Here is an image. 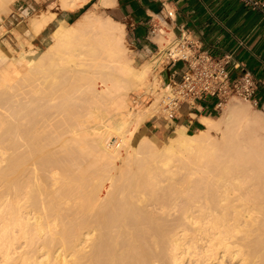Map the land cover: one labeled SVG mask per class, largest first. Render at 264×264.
<instances>
[{"label":"bare ground","instance_id":"bare-ground-1","mask_svg":"<svg viewBox=\"0 0 264 264\" xmlns=\"http://www.w3.org/2000/svg\"><path fill=\"white\" fill-rule=\"evenodd\" d=\"M115 4L98 0L57 23L46 49L19 53L34 86L0 85V264H264V114L231 103L202 131L132 145L156 102L123 132L125 96L152 86L159 58L131 65L123 26L99 13ZM11 62L1 51L0 70Z\"/></svg>","mask_w":264,"mask_h":264},{"label":"crops","instance_id":"crops-1","mask_svg":"<svg viewBox=\"0 0 264 264\" xmlns=\"http://www.w3.org/2000/svg\"><path fill=\"white\" fill-rule=\"evenodd\" d=\"M97 1L88 0L73 10L62 9L61 21L58 23L69 25L66 23L76 20ZM84 6L87 7L80 12ZM25 9H30V6L25 5ZM106 9L115 11L127 30L133 49L141 59H154L153 54L161 49L154 39L162 35L157 32L162 26L167 28L171 38L185 32L211 54L231 55L228 69L232 76L238 75L240 71L233 64H239L255 77L257 88L254 105L264 114V16L259 12L250 10L237 0H116L114 7ZM166 12H172V16H167ZM0 28L6 32V37L0 38V42L13 41V38L17 40V35H21L24 29L13 15L3 20ZM24 30L30 34H26L27 37L35 35L32 39L42 32L33 34L30 25ZM159 67L166 80L173 70L179 78L182 63ZM182 112L181 116L169 119L151 116L145 120V125L158 133L166 130L173 132L177 125L186 126L188 131L201 126L202 117H212L214 113L210 100L202 102V107L193 111L182 108Z\"/></svg>","mask_w":264,"mask_h":264},{"label":"rangeland","instance_id":"rangeland-1","mask_svg":"<svg viewBox=\"0 0 264 264\" xmlns=\"http://www.w3.org/2000/svg\"><path fill=\"white\" fill-rule=\"evenodd\" d=\"M57 0H15L14 2H11L7 5V7H3L0 9V23L2 22V20H4L5 18H9L11 17V14L18 17V14H21L22 17H18L17 18V22L20 25H23L24 29L29 27V23L32 21V19H34L37 15H46L45 17L47 18L48 16L51 17V21L49 19V23L47 22V25L45 24L44 27L42 28V30H40V32H38V37L35 39H32L33 37H27L26 33L24 32L25 30L23 29L22 34L21 35H17V40L13 38V41L9 40H3L2 42H0V50L2 51V53L7 57V59L10 61H12L11 63L14 64V66H16V70L19 69L20 65L22 64L21 60L19 59L18 55L20 52L24 51V52H28V51H32V52H39L42 51L44 49L47 48L48 44L51 42L52 38H51V32L52 30L56 27L57 23L61 20V13L63 12L62 9H60ZM25 5H29L30 9H25ZM92 6H89L88 8H86L87 10L89 8H91ZM23 9H25L23 11ZM42 13V14H41ZM51 13H55L53 15L52 18V14ZM84 13V12H83ZM99 13L102 14L106 17H110L113 21H116L117 23H119L120 25L123 26V29L125 31V36H124V41H125V56L126 58L128 57L129 61H131V65L134 66V68L138 69L140 68L143 64L146 63V61L149 63H151L153 61L152 59H141L138 57L137 53L135 52V50L133 49L128 36H127V30L124 27L123 24H121L122 22L118 19L117 14L115 13V11L113 9H106V8H101V10H99ZM51 14V15H50ZM79 17V16H78ZM77 17V18H78ZM22 19V20H21ZM75 20V19H74ZM74 20H70L71 22H68L66 24H70L72 23ZM162 31L163 34L159 35L157 38H155L154 40L157 41V43L160 45L161 48H164L169 41L171 40V36L168 35V30L165 26H162ZM3 33V29L0 28V34ZM22 42V43H21ZM23 49V50H22ZM0 51V52H1ZM153 57H155V54H153ZM145 62V63H144ZM152 65V64H151ZM149 64V84L151 82L150 88L144 89L139 88L136 91H128L127 96H125V104H126V108L127 110L131 109L130 113L129 111L126 112L125 108L124 110H122L125 114H127V119H125L124 124L121 126V130L123 128V132H126L124 130L127 129V124L130 123V120L132 119L133 115L137 112V111H141L145 108H148L149 105L155 100V109L141 122L140 126L138 127V129L136 130V132H134V134L132 135V145H136V143L138 142V140L143 137V136H147L156 146L161 147L167 140L169 137L173 136L174 131L173 132H169V131H164V132H159L156 130H149L146 125H145V120L148 119L151 116H160L159 112H158V91H161V86L163 84H165L166 79L165 76L163 74L162 71L159 72L160 67L157 68L156 71L153 72V67ZM14 69L8 70V69H4V70H0L1 74H0V85H5V84H9V85H13L14 89L17 90H27L30 85H35L36 80L38 78V74L33 70V69H25V70H17L16 72H13ZM155 77V78H154ZM154 79V80H153ZM157 80V81H156ZM148 81V78H147ZM153 82V83H152ZM155 86V87H154ZM154 90V92H152L151 90ZM147 91V92H146ZM153 93V94H152ZM231 103H238L240 104L242 107L247 108V110L251 111V112H258L261 113L260 110L257 109V107L250 101L247 100H243L237 97H232L228 100V102L222 107L221 110H219L218 112L213 113L211 116L209 117V119L213 120V121H217L219 118L223 116H225L227 114L226 110L228 109V106ZM244 108V109H245ZM136 111V112H135ZM135 112V113H134ZM129 113V115H128ZM133 113V114H132ZM226 113V114H225ZM262 114V113H261ZM132 115V117L130 118V116ZM264 117V116H263ZM180 126V125H177ZM204 125L202 122V125L199 127H195V128H190L187 132L192 134L195 132H199L200 130L202 131L204 129ZM175 130V129H174ZM214 136L215 134L212 133ZM121 136L122 135H117V139H111V141H107L108 145H110L109 147L111 149H113L114 147V143H116V140H121ZM110 143V144H109ZM113 145V146H112ZM109 147H107L108 149H110ZM125 148V149H124ZM110 149V150H111ZM119 149V148H118ZM124 149V150H123ZM122 150V155H126V147L124 146ZM135 164V163H132ZM136 165H133V167H136Z\"/></svg>","mask_w":264,"mask_h":264},{"label":"built area","instance_id":"built-area-1","mask_svg":"<svg viewBox=\"0 0 264 264\" xmlns=\"http://www.w3.org/2000/svg\"><path fill=\"white\" fill-rule=\"evenodd\" d=\"M237 1L264 16V0ZM166 14L172 16V12ZM18 17L22 15L18 14ZM157 32L163 34L161 28L157 29ZM5 34L6 32L1 33L0 38L6 37ZM155 56L159 59L153 67V72L159 66L182 63L179 78L173 70L161 86V91L157 90L158 112L161 117L169 119L181 116L182 108L193 111L202 107V102L206 100L211 101L214 113L221 110L232 97L254 104L257 81L253 74L241 68L239 64H233V67L240 71L238 75L232 76L228 69L231 55H213L185 32L171 38L164 48L157 50Z\"/></svg>","mask_w":264,"mask_h":264},{"label":"trees","instance_id":"trees-1","mask_svg":"<svg viewBox=\"0 0 264 264\" xmlns=\"http://www.w3.org/2000/svg\"><path fill=\"white\" fill-rule=\"evenodd\" d=\"M87 6H84V8H82L81 10H80V12H82V11H84V9L86 8ZM71 22V21H70Z\"/></svg>","mask_w":264,"mask_h":264}]
</instances>
